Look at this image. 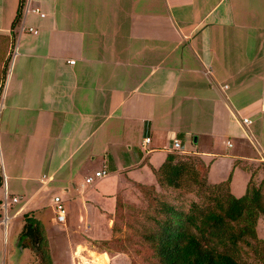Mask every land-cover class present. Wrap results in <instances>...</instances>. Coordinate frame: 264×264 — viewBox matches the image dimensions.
<instances>
[{
    "label": "crops",
    "instance_id": "1",
    "mask_svg": "<svg viewBox=\"0 0 264 264\" xmlns=\"http://www.w3.org/2000/svg\"><path fill=\"white\" fill-rule=\"evenodd\" d=\"M6 1L0 39L18 54H6L0 85V264H33L24 216L46 226L57 198L76 208L62 227L96 240L118 194L149 185L176 152L201 157L213 184L231 179L238 198L253 177L263 183L264 0H22L16 26L21 0L8 16ZM6 192L19 200L7 213ZM79 244L66 264H78Z\"/></svg>",
    "mask_w": 264,
    "mask_h": 264
},
{
    "label": "trees",
    "instance_id": "2",
    "mask_svg": "<svg viewBox=\"0 0 264 264\" xmlns=\"http://www.w3.org/2000/svg\"><path fill=\"white\" fill-rule=\"evenodd\" d=\"M22 3L21 0L14 26L21 23ZM12 43L13 37L0 39V85L7 78L9 61L7 65L5 57L14 47ZM183 154H170L161 168L154 171L157 184L162 190L178 194L179 198L189 181H193L197 193L207 196L210 203L203 207L193 202L186 212L168 202H159L158 212L150 217L156 228L144 235L157 264H243L238 258L242 249L264 264V239L258 235L259 221L264 218L262 184L254 185L251 179L245 195L238 198L232 193L231 179L211 183L210 166L199 156V163L195 164L194 159L183 158L186 157ZM139 186L144 192L145 185ZM120 207L122 202L118 197L115 216ZM116 226L114 221V231L118 230ZM19 239L21 248L32 249L33 264H54L46 226L35 214L24 216ZM90 241L94 247L112 254L109 251L112 241Z\"/></svg>",
    "mask_w": 264,
    "mask_h": 264
},
{
    "label": "rangeland",
    "instance_id": "3",
    "mask_svg": "<svg viewBox=\"0 0 264 264\" xmlns=\"http://www.w3.org/2000/svg\"><path fill=\"white\" fill-rule=\"evenodd\" d=\"M5 7L8 16V12L12 7L10 5V0L6 1ZM25 10L26 8H24V14ZM183 156H186L183 158H190L191 160L194 159L195 164L199 163V157L197 155L185 153L183 154ZM98 168L101 167L98 166ZM202 168L206 167L203 166ZM91 169H94L91 172L94 177L96 168L94 167ZM216 179L217 178H215L214 175L211 177L212 182L217 181ZM105 180L109 181V178L107 177ZM252 180L254 185L261 184V182L258 181L257 178L253 177ZM148 184L149 185L144 186V192L142 187L139 186V184H134L132 186H129V188H126L125 191L119 193L118 197L122 202V207H120L118 214L116 216L115 214L111 216L110 224L108 222L109 218L108 220L105 218L102 221V223L105 224L104 226H102L103 229L99 228L96 231V234L93 230L92 233L89 234L91 236H95L96 241H100V239L112 241L109 246L110 250H108L111 251L113 255L107 252H103L105 250H100L96 246L94 247V242L91 244L90 240H83V237H81L78 231L73 230V232H68V228L64 229L62 227L63 224L57 222L56 219L53 220V218H56V216L54 217L53 215H50L49 220L46 222V227L50 230V248L53 254L52 257L53 259H55V264H66V261L64 260V255L66 254V252L71 253L69 251L77 250L79 243L85 246V249H82L81 247L79 248L80 252L77 259L78 264H92L95 260V256H93L94 253L91 254V251H94L96 254L97 252L105 253L103 255L109 254V259H114V262H110L109 260L111 264H157L156 259L153 255L152 248L150 244L145 242L144 235L149 231H154L156 228L153 222L151 221L150 217L155 216L158 212L159 202H168L176 206L178 209L184 210L186 212L189 211L193 202L199 203L203 207H206V204H209L210 202H208L207 196H203L202 194L197 193V187H195L193 181H189V185L182 191V193L180 194L181 197L179 198L177 197L179 196L178 194L175 195L167 192L166 190H162L157 184L156 179H153L152 182H148ZM233 190L236 195L239 194V192L236 191L237 189H235V187L233 188ZM262 194L264 203V182L262 183ZM67 204L68 205L64 204L65 207L72 208L73 212L75 213L76 208L74 207L73 209V206L71 203H69V201L67 202ZM114 221H116V227L118 229L117 231H114ZM55 225L58 227L53 228L55 227ZM262 226L263 223L261 222L258 228V233L259 236L264 239ZM20 227H22L21 220H15L11 224H9V230L11 231L15 229L19 230ZM61 233L71 239L74 244L69 246V248L68 244L66 243L59 244L57 239H59L58 236ZM81 233L83 234V231ZM102 249L106 248L102 247ZM86 253L88 254V260L91 257V259H94L92 263H90V261H88L86 258H81V256ZM115 257L117 258L115 259ZM238 258L243 264H262L258 258L251 254V252L247 254L245 251H243V249L238 253ZM71 264L76 263L73 262Z\"/></svg>",
    "mask_w": 264,
    "mask_h": 264
},
{
    "label": "built area",
    "instance_id": "4",
    "mask_svg": "<svg viewBox=\"0 0 264 264\" xmlns=\"http://www.w3.org/2000/svg\"><path fill=\"white\" fill-rule=\"evenodd\" d=\"M26 11L29 12V8L27 7L26 8ZM33 12L35 13H40V10L39 9H34ZM30 32L34 31L32 28L29 29ZM18 54V47L16 45H14V47H12V55L11 57H15L16 55ZM252 123V121L250 119H243V124L245 125H250ZM147 142H150V139H147ZM175 148L176 149H179L180 148V143L179 141H175V144H174ZM229 146L231 147V143H229ZM106 175V172L104 171H99V172H96L95 176L96 178H100L102 176H105ZM94 180L93 177H89L86 179V182L88 184L92 183ZM5 189H6V183H5ZM9 201H12V202H18L19 200L17 198H10L8 196V193L6 192V195H5V199H4V202L2 204V208L5 210V212L7 213V210L9 208V205H10V202ZM55 212H56V220L57 222L61 223V224H66L67 223V220H68V210L67 208L65 207L64 203L60 201L59 198H57V200L55 201ZM8 216L6 215L5 219L2 221V224L4 226H7L8 224Z\"/></svg>",
    "mask_w": 264,
    "mask_h": 264
},
{
    "label": "bare ground",
    "instance_id": "5",
    "mask_svg": "<svg viewBox=\"0 0 264 264\" xmlns=\"http://www.w3.org/2000/svg\"><path fill=\"white\" fill-rule=\"evenodd\" d=\"M93 256H95V260L92 264H109L110 259L108 255L97 256L93 254Z\"/></svg>",
    "mask_w": 264,
    "mask_h": 264
}]
</instances>
